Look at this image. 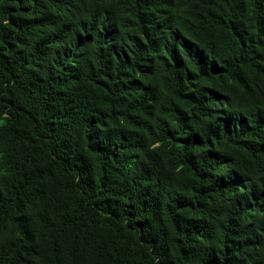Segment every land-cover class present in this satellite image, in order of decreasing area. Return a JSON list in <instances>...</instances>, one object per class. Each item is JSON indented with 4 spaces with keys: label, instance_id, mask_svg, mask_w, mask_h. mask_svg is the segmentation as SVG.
<instances>
[{
    "label": "trees",
    "instance_id": "16d2710c",
    "mask_svg": "<svg viewBox=\"0 0 264 264\" xmlns=\"http://www.w3.org/2000/svg\"><path fill=\"white\" fill-rule=\"evenodd\" d=\"M0 264H264V0H0Z\"/></svg>",
    "mask_w": 264,
    "mask_h": 264
}]
</instances>
